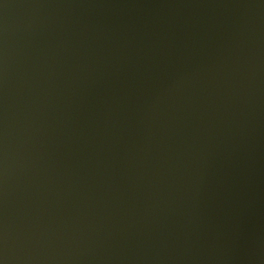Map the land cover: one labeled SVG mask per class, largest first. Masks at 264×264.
Instances as JSON below:
<instances>
[{
    "label": "water",
    "instance_id": "obj_1",
    "mask_svg": "<svg viewBox=\"0 0 264 264\" xmlns=\"http://www.w3.org/2000/svg\"><path fill=\"white\" fill-rule=\"evenodd\" d=\"M0 264H264V0H0Z\"/></svg>",
    "mask_w": 264,
    "mask_h": 264
}]
</instances>
